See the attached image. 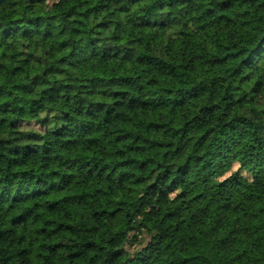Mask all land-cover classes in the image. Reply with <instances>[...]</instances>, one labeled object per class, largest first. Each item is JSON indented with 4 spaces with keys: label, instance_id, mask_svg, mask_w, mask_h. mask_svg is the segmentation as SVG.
<instances>
[{
    "label": "clouds",
    "instance_id": "clouds-1",
    "mask_svg": "<svg viewBox=\"0 0 264 264\" xmlns=\"http://www.w3.org/2000/svg\"><path fill=\"white\" fill-rule=\"evenodd\" d=\"M261 209L264 0H0V264H264Z\"/></svg>",
    "mask_w": 264,
    "mask_h": 264
},
{
    "label": "trees",
    "instance_id": "trees-1",
    "mask_svg": "<svg viewBox=\"0 0 264 264\" xmlns=\"http://www.w3.org/2000/svg\"><path fill=\"white\" fill-rule=\"evenodd\" d=\"M193 100H197L199 99V96L196 92V90H193V96H192ZM205 107H207V105H201L200 106V111H204ZM196 109L194 108L193 111H195ZM16 122H13V126H15ZM160 127H162V125L157 124L156 128L159 129ZM205 135H207V133H205ZM204 137L201 136V139H203ZM158 143V142H157ZM123 164H127V161H122ZM25 175H27V173H24ZM48 198L49 199V207L47 208V213H53L57 211L56 205L59 204V201L51 199L49 197L45 196H32L29 198V200H25V199H16L13 198V203L16 205L17 208H21V207H26L27 203L31 200V199H45ZM65 199H67V197H64ZM117 202H122L119 199L117 200ZM230 211H234V210H230ZM262 212H264V209H261ZM34 209L32 208H28L27 211L21 212L20 215L14 217L13 219V223L14 224H18V225H24L27 223H36L37 221L33 219V214ZM36 216L39 217L41 215L44 214V212H40L37 211ZM97 215H99V213H97ZM113 215H115V213H113ZM92 219L95 221L96 220V216L94 215L92 217ZM59 223V228H55L52 227L53 225ZM98 223V221H97ZM73 225L70 222H65V223H60L58 220H54V219H49L45 222V226L41 227L39 229H37V236L41 237V238H47L49 232L53 233V237L55 236L56 233L58 232H70L72 229ZM92 243L95 242H90L89 247L91 246ZM40 249V251L36 254L33 255L32 260H31V264H47V257L52 256L53 251L57 250V249H61L62 245L59 243H53L51 242V240H49V242L47 243H38L37 245ZM99 246V245H97ZM28 249H24L21 251V253H19L20 255H23L24 252H27ZM72 257H76L77 259H79V253L73 252ZM41 257H45V259H41ZM53 264H62V261H60L58 258L53 260Z\"/></svg>",
    "mask_w": 264,
    "mask_h": 264
}]
</instances>
